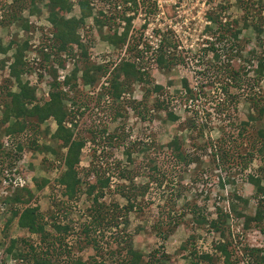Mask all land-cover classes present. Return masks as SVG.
<instances>
[{"label":"rangeland","instance_id":"1","mask_svg":"<svg viewBox=\"0 0 264 264\" xmlns=\"http://www.w3.org/2000/svg\"><path fill=\"white\" fill-rule=\"evenodd\" d=\"M24 1L19 0L20 3L23 2V8L19 12H16L18 17L15 20L10 21V23L7 20L2 24L0 23L1 42L3 44L13 42L10 43V47L7 49L10 51L4 56L0 55V140L6 134L13 120L9 118L8 122H1V114L5 107L4 102L7 99L5 97V90L17 91L13 78L8 75V64L12 60L10 53L14 52L16 45L26 42L22 60L24 68L27 71L24 70L20 74V80L21 82L26 81L28 83V87L33 92V104L40 106L47 98L49 80H51L52 76H56L57 80H61L62 74H67L73 66L82 69L84 64H86L85 67L89 68L95 64L106 65L107 72L114 66L118 57L123 53L124 48L110 45L100 39L99 34L116 32L117 27L121 25L120 20H124V27L121 32L127 28L129 35L132 34L138 38V44L144 42L141 40L143 33L159 34L161 38L163 36L164 40L170 44L168 47L169 51L173 49V53L182 56L183 63L175 64L169 70L163 71L157 69L151 60L152 57H149L143 62V65L149 74L151 83L160 84L163 87V97L169 99L168 106L177 114L178 119L176 121H165L162 112L156 114L152 121L140 119L128 105L131 100H138L143 97L142 83L138 82H133L130 88L122 94L123 99L126 98V102H128L123 103L122 110L124 111H122V115L116 114L112 118L111 114L114 109L109 108L110 106L106 108L108 102L105 100L106 97L102 96L99 103L102 108L100 106L97 107V117L92 116V113L89 114V108L92 105V101L95 98H99L100 89L98 87L105 80V74L103 75L102 73L103 70L92 71L90 74L94 78L92 83L83 85L79 82L75 90L72 91L73 95H69L67 99L63 98L65 100V103H63L65 109L69 108L72 110L71 107H75L70 103V100H74L75 104L82 103L87 105L82 111H78L70 116L71 124L74 123L76 126L74 134L76 133V136L79 135L86 138L91 135L90 131L94 132L98 128H106L114 135L113 132L117 128V132L119 134L122 133L123 138H121L122 136L119 137V139L112 142L113 145L109 146V142H105V139L99 138L96 135L97 133H94V136H96L95 142L86 141L85 145L81 147L78 163L81 169H78V172L81 175L82 170L88 168L90 160H94V163L100 168H104L103 166L107 167L105 175H110V189L106 191L103 202L109 204L117 202L118 210L116 212L119 215L118 211H121L126 205L125 199L119 195V192L127 185V180L120 179L119 173L117 175L118 171L112 165L113 158H117L120 161L118 170L120 167L132 170V164L125 160L121 150L128 147L132 151L131 159L134 162H140L138 166L140 172L134 174L130 181L135 184H142L145 180H149L148 192L143 193V195L137 194L136 202H140V205L144 206V203H141L144 202L143 200L147 196H150L154 202H151L147 208L143 207L139 212H136L134 208L128 211L125 218L128 222L126 232L129 239L125 238L120 244L124 246L130 243L132 248L142 252L144 258L148 257L151 260H156V262L151 261V264H224L222 253L214 250L222 246V244H226V246L224 245L225 249L227 250V254L229 252L231 255L234 264L255 263L252 257L244 251L248 246L255 244L260 246L264 255V217L257 227H250L251 221H248V227H244V219L242 217L251 218L256 210L253 199L255 187H252L248 182L246 174L262 177L260 184L264 186V170H259L258 160L253 159L249 163H246V167L241 172V177H239L232 169L233 174L228 173L230 171L225 167L226 165L221 167L220 164H216L218 161L216 150L218 148L224 150L227 148L228 143H230L227 142L229 141L227 138L222 139L223 142L218 140L222 138V132L230 133L233 125L241 124V122L246 120L247 114L255 115L254 109L250 108L247 101V93L250 92V97L253 96L258 99V96H261L264 99V65L257 84L252 85L251 89H247L250 83L253 82L251 70L255 69L256 60L264 58L262 56L264 54V10L260 11V13L258 12L264 0H157L158 4H148V0H136L137 4H129L128 7L123 6V12L125 10L132 11L133 15L129 17H125L123 12L118 14L113 9V5L119 0H85L90 8V14L83 17V20L76 29V33L86 48L87 58L85 60L81 59L77 52H74L73 55L59 52V57L64 60V68H60V65L53 60L54 57L48 56V58H45L43 56L44 52H49L48 47L47 50H43L42 47L39 48L37 46H46L47 40H49L47 38H50L49 35L51 34V23L46 24L44 21L47 18V0H42L43 2H38V4L36 1L33 5ZM10 2L11 0H6L5 10L7 13L9 10L12 11L15 6L20 5L18 2ZM69 3V10L66 9L67 11L63 13V17L79 18L81 12L78 3L75 0H70ZM34 6L37 7V11L34 10L32 13H29L28 9ZM244 6L247 8L246 12H244L245 9L243 10ZM99 9L110 17L111 26L108 27L109 32L104 31V28H100L99 24L95 25L94 23ZM215 14L217 20L228 22L232 25L233 29H240L237 34V40L241 48H243V56H246L245 58L249 61L245 63V61L242 62L241 58L238 59L237 56L230 57L228 64L231 67L245 66V71L249 72L247 76H242L239 89L235 88L233 83L226 80L224 81L227 82L226 84L221 83L228 85L226 87L228 96L219 89V81L214 77L216 70L213 68L214 58L211 52L207 50L204 53L202 50L208 48L205 40L212 41L210 34L217 27V24L208 15L215 16ZM241 16H244V22L241 21ZM33 17L37 18L40 25L28 23V20L32 21ZM131 19L133 20L132 23H130ZM251 20L255 21L253 22L254 30L250 26ZM25 21L27 29H24L22 25ZM246 25L247 27L243 28ZM103 26L105 27L107 24ZM257 28L260 30L258 34L256 33ZM31 40H36V42H32ZM32 44H35L34 48L31 47ZM222 46V44H217L218 52L225 55L226 53L223 51ZM245 50H252V52H246ZM63 53L64 57L61 56ZM94 53L95 56L92 55ZM80 72V70L77 72V76L80 75ZM182 78L187 80L192 91L199 89L200 86L203 88L204 95L201 94L199 97H195V101H192L193 107L189 101L185 102L179 95H171L172 90H182L180 83ZM73 81L70 80L71 83ZM150 86L149 83L146 85L148 88ZM168 94L169 96L167 97ZM229 94L236 98L234 99L236 100L235 106L234 108L229 106L228 113L225 111V115L219 116L217 112L213 111L211 106H213L216 99L228 98ZM153 96H147L142 99L146 107L150 105ZM186 105H188V109L185 108ZM29 106L30 104L27 105V108ZM203 108L209 113V120L204 122L202 137L204 141L211 143V145L208 144L206 146L204 153L199 152L200 149L191 145L192 141L189 137L191 130L186 125L187 117H194V114H196V118H194L197 122L203 120ZM138 110L143 113L142 106H139ZM30 120L33 119L31 118ZM29 124L31 126H27L24 131L29 134H24H26L28 140H34L38 148L30 151H20V153L11 152L10 157L5 156L10 161V165L7 166L9 171L3 172V174H10L11 180L15 181V178H21L24 181L20 186L13 185L10 182L3 183L2 185H5V187H2L0 184V264H14L16 262H14L15 258L13 259L12 256H3L1 254L3 244L8 239L26 238L33 243H36L38 240L36 234H30L25 229L19 228L16 225L15 217L11 215V211L19 206L15 205L9 197L13 193L19 195L20 192L21 195L18 197L26 199L24 196L22 197V191L17 190L20 187H25L30 191V204H36L40 211L49 209L51 199H56L59 203L62 200H68L64 207L65 210L70 212V218L79 222L88 220L86 208L91 204V201L84 194L87 183H81V193L77 199L73 200L68 198L66 194L63 196L54 183L58 172L64 168L57 157H59V153L62 154L65 151V148L62 147L58 139L51 136L55 128L54 122L48 117L41 123L36 124L33 121ZM246 132H249L246 135H253L254 129L247 128ZM151 136L160 144L175 139L179 150L190 154V157L194 158L195 162L184 165L180 161L168 158L165 151L161 153L156 152L154 154L156 160L153 162L156 170L149 173L147 169V164H151L149 162L151 154L149 151L152 148H156L155 145H152V148L148 145L153 138ZM193 136H195V133ZM243 140L244 137H237L231 140L233 147L227 149L230 157H235V154L233 155L235 151L234 147H237L239 150L240 145L238 143ZM193 142L201 144L203 140L201 141V139L196 138ZM101 144L102 147H100ZM22 146L25 148V142ZM45 146L52 147L54 153L49 152V149H45ZM93 149H96L95 156L91 153ZM195 152H198L197 155ZM3 153L4 150L0 149V159L4 157ZM56 155L58 156L56 157ZM211 155L213 160L211 159ZM0 165L2 167V165L6 166L7 164L0 161ZM49 165H51L50 170ZM20 170L27 172L24 173V176H21ZM3 174L0 169V180ZM152 175L154 178L157 177L161 180L160 186L155 184L157 183L156 180L151 179ZM86 178L90 182L93 181L92 174ZM40 179H45L46 183L42 184L39 182ZM163 202H167L170 206L172 205L173 208L169 215L173 216L177 222L176 226H174L165 239H161L151 225L154 223V217L158 210L156 204H162ZM232 206L233 212L229 210ZM196 207H198V213L195 212L196 214H194L191 210H195ZM219 207L223 211L228 212L229 215L225 218L224 223L221 222L220 226L222 228L219 232H207L205 221L209 218H215V208ZM199 213L202 217L198 216ZM238 214L242 215L238 216ZM193 217H197L203 223L195 225ZM61 221L63 222V219ZM121 228L120 223L118 234L122 232ZM72 238L68 237L67 244L74 246L72 253L76 254L78 250L76 251ZM105 238L108 239V235L104 229L101 239H99L100 243H98L103 248L108 247L104 244L106 242ZM108 240L109 246L113 248V240L110 238ZM192 248L195 249L196 255L190 253ZM79 253L82 254V258L93 256L90 246L82 247L77 254ZM203 254H210L211 261L208 262L201 259Z\"/></svg>","mask_w":264,"mask_h":264},{"label":"trees","instance_id":"2","mask_svg":"<svg viewBox=\"0 0 264 264\" xmlns=\"http://www.w3.org/2000/svg\"><path fill=\"white\" fill-rule=\"evenodd\" d=\"M25 1H27V3L30 5H33L36 1L41 2L42 0ZM125 1H128L129 4H137L136 0H124V2ZM148 1V4H155L154 1ZM14 2L20 3L19 0H11L10 3ZM69 2L70 0H47L46 2V19L49 24L51 23L52 27L50 30L51 34L49 35L50 38H47L51 42L48 40V43L46 44L49 54L44 52L43 56L45 58H48V56L52 58L54 57L53 60H55L60 65V68H64V60L59 57V52H65L68 55H73L74 52H77L81 59L85 60L87 58L86 48L82 40L77 35L76 29L83 20V17L90 14V8L87 4V1L75 0V2L79 5L81 16L79 18H64L63 13L69 10ZM245 6L243 8V10L245 9L244 12L247 11ZM34 7L28 9L29 13H32L34 10L37 11V7ZM5 8L6 0H0V10H2L3 17L1 24L4 23L5 20H7L8 23H10L12 20H15V18L18 17L16 12H19V10L23 8V2H21L20 5L15 6L12 11L9 10L8 13L6 12ZM260 9L258 11L259 13L260 11L264 10V3L260 5ZM98 12V16L94 20L95 25L99 24L100 28L105 24H107V27L111 26L110 17L105 15L101 9H99ZM208 16L217 24V27L210 34V39H212V41L205 40V44H207L208 48L202 50L204 53L207 50L211 52V55L214 58L213 68L216 70L214 77H216V79L219 81V89L223 93L227 94L228 92L226 87L228 85L224 84L230 82L233 83L235 88L239 89L240 83L242 82V76H247V73L249 72L245 71V66L237 68L231 67V65L228 64L230 57L237 56L238 59L241 58L242 62L245 61V63H248L249 61L247 58H245L246 56H243V48H241V45L237 40V34L239 33L240 29H233L232 25L228 22H221L220 20H217L216 14L215 16ZM240 19L243 22L245 21L244 16H241ZM253 22L255 21H252L250 26L254 30ZM22 25L24 29H27L26 21ZM246 27L247 25L243 26V28ZM257 29L258 30H256V33L258 34L260 30L259 28ZM127 31L128 30L126 28L120 34H117V32L114 31H107L109 32L108 34H99V38L110 45L124 48L123 54L118 57V60L108 72L106 65H93L89 68L85 67L86 64H84L82 69L73 66V68L69 70L67 74H63V78L61 80H57L56 76H52L51 80H49V93L47 95V99L44 100L40 106L33 104V92L32 89L28 87V83L26 81L21 82L20 80V74L23 73L24 70L27 71V69L24 68V62L22 60L23 51L26 48V42H22L21 45H16L14 52L11 54L12 60L8 64V75L13 78L17 91L13 92L5 90V97L7 99L4 102L5 107L1 114V122H8L9 118L13 119L12 124L10 125L6 134H9L13 137L15 142V151L20 153V151L24 152L37 149L38 147H36L35 141L28 140L26 134H24L28 132L24 131L26 127L30 125V122L34 121L36 124H38L49 117L55 124V128L51 134L52 138L58 139L62 147L65 148V151L62 154L59 153V157L56 155L60 164L64 168L58 172L57 177L54 179V183L57 185L59 188L58 191H60L63 196L66 194L68 195V198H71L72 200L79 197L81 193V183H87V187L84 189V194L85 197L91 201V204L86 208L88 220L79 222L70 218V212L65 210L64 205L68 200H62L59 203V201L56 199H51L49 202V209L46 211H40L36 204H30L31 194L28 189L25 187H20L17 189L22 191V197L24 196L26 199L18 197L21 195L20 192L19 195L17 193H13L12 196L9 197V199H11L15 205L19 206L18 208L16 207L11 211V215L15 217L16 225L19 228L25 229L30 234H36L38 240L36 243H33L31 240L26 238H10L7 242H4L1 254L3 256H12L13 259L15 258L14 262H16L14 264H151V261L156 262V260H151L148 257L144 258L142 252L132 248L130 243H127L124 246L120 244L125 238L129 239L128 233L126 232L128 222L125 218L128 211L134 208L136 212H139L143 209V207L147 208L151 202H154L150 196H147L143 200L144 202L141 203H144V206L140 205V202H136L137 194L143 195V193L148 192L149 190V180H145L142 184H135L130 181L134 174L140 172V170H138L140 162H134V160L131 159L132 151L128 149V147L121 150V153L124 155L125 160L132 164V170H126L125 167H120L118 170L120 161L117 158H113L112 165L113 168L118 171L117 175L119 173L120 179L127 180V185L121 191L119 190V195L125 199L126 205L121 209V211H118L120 214L117 215V202H114L113 204L103 202L106 191H109L110 189V175H105V169L107 167L103 166L104 168H100L94 163V160H90L88 168L82 170L81 176L78 172V169H81L78 166V163L81 147L85 145L86 141H90L92 143L95 142L96 136H94V133H97L96 135L99 138L105 139V142H109V146L113 145L112 142L116 141V139H119V137L122 136L121 138H123V134H119V132H117V128L113 132L114 135H112V133H110L106 128H98L94 132L90 131L91 135L86 138L79 136L78 133V136H76V133L74 134L76 126L74 123L71 124L70 116L74 115L78 111H82L87 107V105L82 103L75 104L74 100H70V103L75 106L71 107L72 110L69 108L65 109L63 106V103H65L63 98L67 99L69 95H73L72 91L75 90V87H77L79 82L83 85L90 84L92 81H94L93 75H90L92 71L97 72L99 70H103L102 73L103 75L105 74V80L99 84V98H95L92 101L91 107L89 108V114L92 113V116L97 117V107L100 106V97L102 96L106 97L105 100L108 102V104H106V108L110 106L109 108L112 110L114 109L111 114L112 118L116 114L122 115V111H124L122 110L123 103L127 100L126 98L123 99L122 94L125 90L130 88L133 82H138L142 83V99L147 96L154 95L148 107H146V104L142 102L141 98L138 100H131L129 103L126 102L130 108L135 111L136 115H138L140 119L152 121L155 115L159 114L160 112L163 113V118L165 121H176L178 119L177 114L173 112L170 106H168L169 99L163 97V87L160 84H152L149 74L145 70V66L143 65V62L145 61L143 58L149 51L148 45L144 44L143 49H138V38L132 34L129 35ZM130 36L131 39L129 40ZM164 39L165 38L162 36L161 42L156 52H153V54L150 53L148 58L152 57L151 60L157 69L167 71L175 64L183 63V60L181 59L182 56L172 52L173 49L172 51H169L168 47L170 44ZM10 43L13 42H8L6 45H3L0 40V53H4L10 47ZM217 44L223 45L222 47L223 51L226 53L225 55L219 54ZM245 51L252 52V50ZM262 56H264V54H262ZM263 59L264 58L256 60L257 64L255 65V69L251 70L253 73L251 74L253 82L250 83L247 89H251L253 87L252 85L257 84V81H259L262 67L264 65ZM79 70L81 72L80 75L77 76V72ZM70 80L74 81L71 83ZM225 80L227 82H224ZM103 83L106 84L104 85ZM148 83L151 85L150 88L146 87ZM180 83L182 92L179 89L172 90L171 95H179V97H182L185 102L189 101L193 107L192 101H195V97H199L201 94L204 95L203 88L200 86L199 89L192 91V88L189 86L185 78H182ZM168 96L169 94L167 97ZM234 99L236 98L230 94L228 98L216 99L211 108L220 116L224 114L225 111L227 112L229 106L234 108L236 103V100ZM247 101L250 108L254 109L255 115L247 114L246 120L241 122V124L233 125L230 133L222 132V138H219L218 140L223 142L224 138H227L229 140L227 142L230 143H228L226 149L221 150L218 148L216 150L218 154V161L216 164H220L221 167L226 165L225 167H227V169L230 171L228 173L233 174V171L236 173V175L238 174L237 176L239 177H241V172L246 167V163H249L253 159L258 160V169L264 170V99L261 96H258V99L254 98L253 96L250 97V92H248ZM28 104H30L29 108H27ZM139 106H142L143 113L142 111L138 110ZM185 108L188 109V105H186ZM203 109V113L205 114H203V120L197 122L195 119L196 114H194L195 118L191 116L187 117L186 120V125L191 130L189 136L192 141L191 145L196 146L198 149H200L199 152L202 153H204L208 144L211 145V143L204 141V138L202 137L204 122L209 120V113L205 111V108ZM31 118L33 120H30ZM247 128H253L254 134L246 135L249 133L246 132ZM194 133L195 136H193ZM237 137H244V140L238 143L240 145L239 150L237 147H234L235 153L233 152V155L235 154V157H230L227 149L233 147L231 140ZM193 138L201 139L203 142L201 144H196L193 142ZM24 142L26 144V149L22 146ZM148 145L150 147L155 145L156 147H151L152 149L149 151L151 153L149 157V162L151 164H147L149 173L156 170V167L153 164V162L156 160L154 157L156 152L161 153L165 151V154L168 158L180 161L184 165L195 162L194 158L190 157V154L179 150V146L175 139H172L167 143L160 144L156 142L153 137ZM100 147H102V144ZM196 147L194 148L197 149ZM45 149H49V152L54 153L53 148L50 146H45ZM95 151L96 149H93L91 152L93 153L92 155H94ZM197 153L198 152H195L196 155ZM4 156L8 157V152L4 153ZM211 159L213 160L212 155ZM50 169L51 165H49V170ZM20 171L21 176H24V173L27 172L24 170ZM90 174L93 175L92 182L88 181L86 178ZM128 174L130 175L127 176ZM261 178L262 177L254 176L252 174H246V179L248 182L252 185V187H255L253 199L256 210L253 217L251 218H245L242 216L244 219V227H248V221L252 222L250 227H257L261 219L264 217V198L261 196L264 192V186L260 184ZM151 179L156 180L157 183L155 184L160 186L161 180L159 178H154L152 175ZM39 182L45 184L46 180L40 179ZM233 195L236 196L235 194ZM156 206L158 210L156 211V215L154 217V223L151 225L156 234L161 239H165V237L172 231L177 223L176 219L169 215L173 207L167 202L156 204ZM197 210L198 207H196L195 210L192 209L191 211L192 213L196 214L198 213ZM229 210L233 212V206ZM215 215V218H209L205 221L207 225V232H219V230L222 228V226H220L221 222H225V218H227L229 213L223 211L219 207L215 208ZM239 215L242 214H238V216ZM198 216L202 217L200 213ZM197 217H193V223L195 225H198L202 222ZM62 219L63 222L61 221ZM120 223L122 232L118 234V227ZM104 229L107 231L108 239L110 238L114 242L113 248L109 246L110 243L107 238H105L106 242L104 243L105 246H108L107 248H103L101 244H98L100 243L99 239H101ZM95 235L97 240L95 239ZM68 237H73L72 239L75 243L76 251H80L82 247L90 246L91 250L93 251V256L82 258V254H77L78 251L76 254L72 253V248L74 246L67 244ZM224 245L226 246V244ZM224 245L222 244V246H219V248H215L214 250L222 253L224 256V264H234L231 255L229 252L227 254V250L225 249ZM244 251L246 254L252 257L255 262L254 264H264V255L261 253V249L256 247H246ZM190 253L192 255H196L195 249L192 248ZM50 258H52V260H50ZM201 259L210 262L211 256L210 254H203ZM1 260L3 261L2 258Z\"/></svg>","mask_w":264,"mask_h":264},{"label":"built area","instance_id":"3","mask_svg":"<svg viewBox=\"0 0 264 264\" xmlns=\"http://www.w3.org/2000/svg\"><path fill=\"white\" fill-rule=\"evenodd\" d=\"M7 1H9V0H7ZM155 2V4H158L157 3V0H150V2ZM105 4H107V3H105ZM123 4V5H122ZM91 5V4H90ZM123 6L124 7H128L129 6V3H128V1H125L124 2V0H119V1H117V2H115V5H113V9L115 10V11H117V13L118 14H120V13H122L123 12ZM96 14V13H95ZM123 15H125V17H129V16H132L133 14H132V11H129V10H125L124 12H123ZM1 21H3V17H2V10H0V23H1ZM45 21V23L46 24H49L48 22H47V20H44ZM132 19L130 20V23H132ZM28 23H32V24H36V25H40V23H39V21L37 20V18L36 17H33V20L31 21V20H28ZM120 23H121V25L120 26H118L117 27V34H120L121 33V31L123 30V27H124V20H120ZM119 23V24H120ZM1 26V25H0ZM102 28H104V31H108V27L107 26H102ZM161 36L159 35V34H148V32H146L145 34L143 33L142 34V37H141V40H143L144 42L142 43H139L138 45H137V48L138 49H143L144 48V44H146V45H148V47H149V51H148V53H146V55H145V57L143 58L144 59V61L145 60H147L148 59V56L150 55V53L152 54L153 52H156V50H157V48H158V46H159V44H160V42H161ZM36 42V40H32V42ZM47 43H48V40H47ZM46 43V44H47ZM38 47H42V49L43 50H47V45L45 46V45H37ZM32 48H34L35 47V44H32V46H31ZM123 54V53H122ZM121 54V55H122ZM145 54V53H144ZM92 55H94L95 56V53L94 54H92ZM61 56H65L64 55V53L63 54H61ZM95 65H99V64H95ZM63 78V74H62V77H61V79ZM104 85L106 84V83H103ZM64 90H65V88H64ZM70 94V93H69ZM0 146H1V149H3L4 150V153H6V152H8V157H10V154H11V152L12 153H15L16 151H15V142H14V139H13V137L12 136H10L9 134H5V135H3V138L0 140ZM3 153V154H4ZM17 153V152H16ZM0 161L1 162H4V163H6L7 165L5 166V165H2V167H1V165H0V169H1V171H2V174H3V172H5L6 173V171H9L8 170V168H7V166H9L10 165V161L8 160V159H6V157L4 156L2 159H0ZM16 170V169H15ZM9 173V172H8ZM24 180L23 179H21V178H15V181L12 179H10V174H3V177L1 178V180H0V184L2 185L3 183H8V182H10V183H12L13 185H22L21 183L23 182ZM2 187H5V185H2ZM263 198H264V196H263V194L261 195ZM253 247H256V248H261L260 246H258V245H253ZM262 253V252H261Z\"/></svg>","mask_w":264,"mask_h":264},{"label":"crops","instance_id":"4","mask_svg":"<svg viewBox=\"0 0 264 264\" xmlns=\"http://www.w3.org/2000/svg\"><path fill=\"white\" fill-rule=\"evenodd\" d=\"M38 2H40V1H37V4H38ZM41 2H43V1H41ZM31 41H32V40H31ZM2 44H3V43H2ZM3 45H6V44H3ZM8 51H10V50H6L5 53H0V55H3V56H4ZM10 54H12V52H11Z\"/></svg>","mask_w":264,"mask_h":264},{"label":"clouds","instance_id":"5","mask_svg":"<svg viewBox=\"0 0 264 264\" xmlns=\"http://www.w3.org/2000/svg\"><path fill=\"white\" fill-rule=\"evenodd\" d=\"M47 20V19H46ZM40 48V47H39ZM47 99V98H46ZM248 247H253V246H248Z\"/></svg>","mask_w":264,"mask_h":264}]
</instances>
